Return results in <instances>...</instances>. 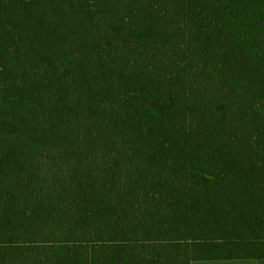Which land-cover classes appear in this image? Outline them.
<instances>
[{
	"label": "trees",
	"instance_id": "obj_1",
	"mask_svg": "<svg viewBox=\"0 0 264 264\" xmlns=\"http://www.w3.org/2000/svg\"><path fill=\"white\" fill-rule=\"evenodd\" d=\"M264 263V0H0V264Z\"/></svg>",
	"mask_w": 264,
	"mask_h": 264
},
{
	"label": "rangeland",
	"instance_id": "obj_2",
	"mask_svg": "<svg viewBox=\"0 0 264 264\" xmlns=\"http://www.w3.org/2000/svg\"><path fill=\"white\" fill-rule=\"evenodd\" d=\"M199 264H264V263L250 262V261H237V262H229V263L201 262Z\"/></svg>",
	"mask_w": 264,
	"mask_h": 264
}]
</instances>
